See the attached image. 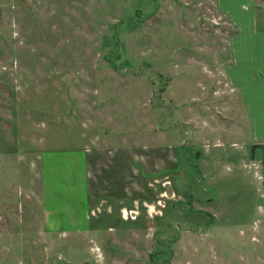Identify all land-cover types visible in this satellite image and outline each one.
Segmentation results:
<instances>
[{"label":"rangeland","instance_id":"1","mask_svg":"<svg viewBox=\"0 0 264 264\" xmlns=\"http://www.w3.org/2000/svg\"><path fill=\"white\" fill-rule=\"evenodd\" d=\"M215 1L0 0V264H264V165L224 73L259 10L229 0L232 27ZM81 145L92 228L47 232L39 155Z\"/></svg>","mask_w":264,"mask_h":264},{"label":"crops","instance_id":"2","mask_svg":"<svg viewBox=\"0 0 264 264\" xmlns=\"http://www.w3.org/2000/svg\"><path fill=\"white\" fill-rule=\"evenodd\" d=\"M253 1L256 10H259V15L254 17L253 34L240 37V32L239 35L236 33L228 39V44L232 49L231 57L234 60L232 64L226 65L224 73L227 71L228 78L237 73V85L229 86L228 84V86L233 91L237 90L239 107L251 135L249 145L253 150L251 162L244 161V165L255 163L254 165L257 166L259 161H262L264 165V4H261L259 0ZM228 3L229 0H224V5L222 0L215 1L217 11L223 16L228 15L226 21L234 27L232 24L237 25V20L231 16L232 12ZM260 18H262L261 21ZM245 38L249 39L251 47L247 46ZM260 151L263 152L259 159L257 153ZM39 156L40 165L43 168L41 170L44 176L48 177L50 189L49 196L46 194V231H84L92 228L95 214L90 201L87 148L84 145L62 151L55 148ZM64 161L67 163L65 170L62 169ZM60 169L62 170V181L57 178ZM260 173V169L257 170V174ZM59 195L60 198H58Z\"/></svg>","mask_w":264,"mask_h":264},{"label":"built area","instance_id":"3","mask_svg":"<svg viewBox=\"0 0 264 264\" xmlns=\"http://www.w3.org/2000/svg\"><path fill=\"white\" fill-rule=\"evenodd\" d=\"M263 185H264V180L262 181Z\"/></svg>","mask_w":264,"mask_h":264}]
</instances>
